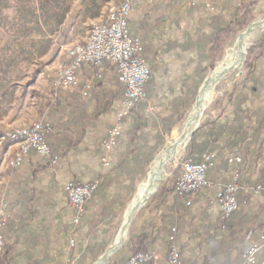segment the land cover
Listing matches in <instances>:
<instances>
[{"label": "rangeland", "instance_id": "1", "mask_svg": "<svg viewBox=\"0 0 264 264\" xmlns=\"http://www.w3.org/2000/svg\"><path fill=\"white\" fill-rule=\"evenodd\" d=\"M123 1L124 0H0V137L5 132L23 129L37 121H46L47 118H49L52 109L51 100L61 91H54L52 88L56 66L65 59L67 50L74 46L85 44L92 25L102 21L107 9L111 6H118ZM237 1L238 0H166L158 4L159 6L156 8V41H154V48L156 49V69L159 70L156 76V83L159 90L157 91L158 95L147 99L146 94V98L139 102L146 104L143 115L149 126H154L153 124L156 123L157 118L164 115V111L166 112L165 105L167 100L177 93L183 83L193 85V83L198 80V75L196 73L199 69L196 68L197 60L195 59V50L193 51L191 48L182 49L181 47H174L172 46L173 42L178 41L179 43H186L188 46L190 44L189 39H196L198 30L205 29L210 18L219 14L211 11L210 8L219 11L221 8L226 9V6L232 7ZM144 4L148 5L150 3L144 2ZM136 9L137 5H135L131 11L130 20L134 18ZM227 10L229 9L227 8L225 11ZM99 15H102L101 19L95 22V19H97ZM260 19L264 20V0H259L254 19L237 33L229 46L225 47L220 57L203 77L201 85L204 83L207 76L218 67L225 54L237 44V39H239L240 35L250 27V25L257 23ZM131 22L133 23L134 20ZM158 22H160L159 25ZM72 25H74V27H72ZM131 32L133 33V31ZM86 36L87 38L82 42V39ZM134 36H138L140 40L142 39L139 33H136ZM263 38L264 33H261L255 40L248 43L246 52L244 53V61L238 75H232L217 88L197 128L208 118L215 119L221 114L233 110V104L231 103L233 96L230 97V93L234 86L238 84L236 88L241 86L244 87V85L249 83V77L248 79L245 78L246 73L251 72L253 69H258L259 59L264 62L261 57L258 59L254 57L249 60L247 59L248 50L252 46L260 43ZM141 41L144 46V40ZM208 64V61H203L201 66L206 69ZM84 85L81 89L79 88L80 95ZM65 91L71 92L73 90ZM120 100L113 103L112 109L110 110L111 113L116 110L117 102ZM194 103L195 100L184 114L181 123L175 126L169 134L163 135L164 144L155 154L153 161L172 141L174 134L180 131ZM52 115L54 117L56 116V114ZM132 119V114L130 113L125 131L112 155V157L114 156L116 158L114 164L118 161L121 141L123 140L125 132L131 127ZM153 128L156 130L155 127ZM195 130L190 134L188 140L175 159L171 160L165 167L166 171L160 185L156 188L157 191L154 194L152 193L153 195L151 194L146 202V204L149 203L147 207L151 208L155 200L156 204L158 203L159 197L155 198V196L158 190L162 189L163 186L166 189H171L174 186V173H177V177L181 172L182 164L186 158L185 148ZM5 143L8 144L9 142L3 141L0 138V150H2L0 153V185H5V183H7V172L9 169H18L8 166V161L12 159L14 154L18 151V146H16L14 152L10 154L7 153L6 156H4ZM100 148L101 147L98 145L90 158L92 159L91 163L94 165L93 168L96 170L93 168L88 169L90 174L89 172L87 173L86 179L88 180L85 182L93 180L99 181L96 178L107 174L114 166L113 165L109 170H103L101 168L99 165V159L101 157ZM213 152L217 153L218 163H222L223 158L219 159L218 152ZM36 156L41 160L46 159L38 155ZM64 160H67V158H62V161L61 159L57 160L54 164L55 171L62 169L58 166H61L59 164ZM153 161L149 165L143 179L137 184L134 195H132L126 203L125 208L121 211L116 229L112 228L108 222L100 223L96 228L90 225V222L95 221L97 217V213L88 214L91 211L87 205L91 200L85 205V212L88 217L85 215L81 224L78 223L74 225L72 219L76 215L74 213L75 211L71 209L67 198H63L66 194L63 187L65 183L72 182L73 178L68 175L59 176L58 183H61V187L58 184L59 190H57V193L62 196L63 200L60 198V202L64 204L57 207L55 205L56 203H52L42 207V210H45L48 214L50 211L54 210L52 214L56 215L54 219H57V222L54 221L53 225H50L53 227L51 230L55 231V233H40L42 235V244L34 251V258L37 259L35 260L36 263L80 264L82 254L86 247L90 244H98V241L106 242L107 244L103 253L92 261L91 264L98 261L115 242L122 226L123 215L127 205H129L132 202V198L136 196L135 194L138 192L139 185L146 179V175ZM211 172L213 174V171ZM252 176H255L256 181H254L258 182L257 178L259 177V172L256 174V166L249 163L248 168L244 171V182L246 184L250 183L251 180L249 181V179L252 178ZM98 183H100V181ZM249 185L251 186L252 184ZM116 190V188L110 189V191L106 193L107 196L112 197ZM196 196H194V199ZM194 199L193 205L195 203ZM258 200L260 201V199H257L255 203H257ZM100 203L101 201L98 199L95 203V207H98ZM145 205L142 208H144ZM8 206L6 200L0 201V210L8 212L10 215ZM56 208H59L58 212H56ZM45 211L43 212L44 214L42 213L44 218L42 217L40 219L39 217L40 223H43L42 220L45 219ZM143 211L140 213L137 212V214L134 215L131 221L134 228L139 224V219ZM73 214L74 216H72ZM94 233L96 234L94 235ZM128 233L124 244L112 255L108 264H112V261L118 255L124 258L129 256V250L125 248ZM71 240H74V246L72 247L70 246ZM246 243L248 244V241H246ZM10 245L14 246V252L10 253L13 260L8 264H12V262L17 264H30L29 261L26 260L27 256L23 254L25 246H23L22 241L17 245L13 244L12 241L8 246ZM17 248H19L18 251ZM188 254H191L189 256L191 258L196 256V253H191L189 250L187 251V249H185V257H187ZM4 255L6 254L4 253Z\"/></svg>", "mask_w": 264, "mask_h": 264}, {"label": "trees", "instance_id": "2", "mask_svg": "<svg viewBox=\"0 0 264 264\" xmlns=\"http://www.w3.org/2000/svg\"><path fill=\"white\" fill-rule=\"evenodd\" d=\"M258 5L259 0H238L232 7L226 6V9H229L227 11L224 8L219 9V14L210 18L205 29L198 30L196 39H189L190 44L188 46L186 43L173 42L172 46L174 47L195 50L196 68L199 69H195L198 80L193 85L187 83L181 85L177 93L167 100L166 112L164 111V115L157 118L154 126H149L144 118L145 103L137 104L131 111L132 125L125 132L121 141L118 161L107 174L96 178L100 183L87 205L92 214L97 213L94 223L90 222L92 227L96 228L100 223L108 222L112 228L116 229L121 211L134 195L137 184L143 179L155 154L162 148L164 144L163 135L169 134L175 126L181 123L184 114L195 100L203 77L220 57L225 47L231 44L237 33L254 19ZM247 56L248 60L253 57L255 59L261 57L264 60V38L248 50ZM203 61L209 63L206 69L201 66ZM249 76L250 72L246 73L245 78L248 79ZM237 85L234 86L230 97L234 96ZM112 86V89H105L101 87V83L94 85L88 101L73 93L66 94L63 99L54 96L51 100V114L45 121L50 126V131L46 134L50 156L44 160L43 165L34 168L31 176L20 186V201L10 207L12 218L9 219L8 230L14 226L15 230H20L23 233H5L8 238H12L15 245L22 241L23 246H25L23 254L27 256L26 260L30 264H37L35 261L37 259L34 258L32 250L42 244V235L29 231L30 224L38 218V212L32 206L36 196L34 184L37 177L48 171L57 160L67 157L70 153H76L87 132L94 129L99 118L109 113L113 103L122 98L123 91L117 78L113 81ZM158 88L155 79L150 76L145 84L147 99L154 96L155 89L156 95H158ZM245 98L243 95L236 96V104L233 105L232 111L237 113L240 111V114L233 121L220 119L219 116L215 119L208 118L195 130L185 148V161L190 160L197 163L200 161V156L206 151H240L243 142L250 138L258 147L249 152V160L254 166L258 161L263 164L259 169V177L257 178L259 183L257 182V184L264 187V150L262 148L264 115L262 111H256L249 115V119L244 122L242 119L244 112L240 109ZM87 102H90L91 106ZM52 114H56V116L54 117ZM54 161L55 163H53ZM176 175L177 173H174V183L179 176L176 177ZM72 182L74 185L82 184L80 181L72 180ZM173 187L171 189L161 187L162 189L158 190L155 198H161L164 193L170 194L178 216L185 215L188 211H186L182 200L173 194ZM114 188L117 189L115 194L108 197L106 193ZM237 197L240 202L246 199L241 193ZM98 199L101 203L95 207ZM161 203L164 205L165 200H162ZM198 229L202 232L197 233L201 235V238L195 239L192 243L193 249L197 252L196 256L193 258L185 257L186 248L180 242L179 256L182 264H239L241 255L248 247L246 241L249 238L251 241L264 232V207H260L256 215L254 214L249 218L244 207L241 206L228 219H222L218 215L213 222L207 223L206 228L201 224V228ZM156 234L151 228L148 230L136 229L131 223L125 245V248L129 250V256L124 258L118 255L112 264H127L131 256L140 252H147L149 244ZM182 234L184 233H177L178 239ZM106 244V242L98 241V244H90L86 247L80 264H91L103 253ZM185 246L187 247L188 244L185 243ZM13 252V245L6 248V255ZM6 255L1 259L3 264H8ZM152 262L143 264H152ZM12 264L17 263L12 262Z\"/></svg>", "mask_w": 264, "mask_h": 264}, {"label": "built area", "instance_id": "3", "mask_svg": "<svg viewBox=\"0 0 264 264\" xmlns=\"http://www.w3.org/2000/svg\"><path fill=\"white\" fill-rule=\"evenodd\" d=\"M153 1L158 0H124L118 6H111L107 9L102 21L92 25L85 44L67 50L65 59L55 68L53 90L79 92L81 71L83 67H87L89 78L85 81L81 92L83 97L90 92L92 81L101 79L104 63H108L116 72L123 96L117 102L110 127L101 144L102 155L99 164L103 170H109L114 165L116 158L112 155L125 131L130 113L139 102L146 98L145 84L150 77V71L142 57L140 38L129 34L128 19L135 5ZM210 10L219 13L214 8ZM48 131H50L48 123L37 121L26 128L5 132L0 138L19 148L13 158L8 161V166L21 167L31 152L41 158L49 157L50 149L46 142ZM217 158L216 152H204L199 162L189 160L182 164L181 172L174 183L173 194L180 198L186 207H193L194 196L214 189L215 181L208 174L217 168ZM222 158L227 166V181L212 194L210 207L216 210L222 219H228L239 210L237 193L241 189L239 182L243 174L244 157L239 152L226 151ZM98 182L93 180L81 185L65 183L63 188L67 201L76 213L72 219L74 225L79 223L85 212V205L92 199ZM250 191L253 196L259 197L264 194V187L256 184ZM261 204L264 207V196L261 198ZM9 216L8 212L0 210V264H3L1 259L7 245L2 229ZM73 243L74 240H71V247L74 246ZM179 251L180 245L175 231L172 230L168 237L164 264H182ZM152 261L153 255L150 252H140L131 256L127 264H143ZM239 264H264V233L250 242L241 255Z\"/></svg>", "mask_w": 264, "mask_h": 264}, {"label": "crops", "instance_id": "4", "mask_svg": "<svg viewBox=\"0 0 264 264\" xmlns=\"http://www.w3.org/2000/svg\"><path fill=\"white\" fill-rule=\"evenodd\" d=\"M164 1L166 0H158L148 5L144 3H138L134 18L132 19L134 20V22L133 23L131 22L132 21L130 20L131 17H129L128 19L129 34L131 36H134L136 33H139L142 36L141 40H144L143 41L144 51H142V56L144 57V60L148 65L150 76L155 79V82H156V76L159 72V70L156 69V51H155L156 49L154 48L155 46L154 41H156V8H158L159 6L158 4ZM101 17L102 15H99V17L95 19V22L99 21ZM159 24L160 22H158V25ZM72 27H74V25H72ZM131 31H133V33ZM86 38L87 36L82 39V42L85 41ZM81 72H82V80L79 86L80 89L84 85V82L89 78L87 67H83ZM116 78L117 75L115 70L111 68L108 65V63H104L102 77L101 79L92 81V88L94 85L101 83L102 88L112 89L113 88L112 83ZM248 82L249 83L244 85V87L241 86L235 89V94L231 100L232 101L231 103L235 106L236 104L235 98L237 95H243L246 97L240 109L241 111L244 112L242 113V119L244 120V122H246L247 119H249V115H252L256 111H262L264 115V62L261 59L258 60V69L251 70ZM69 93L76 94L86 101H88L90 98V92L84 98L77 91H71V92L60 91L56 97L59 99H63L65 95ZM154 96H156V89ZM87 103L89 104V106H91L90 102ZM245 111L247 112L245 113ZM238 114H240V111H238L237 113L236 111L233 112L231 110L228 111L227 113L221 114L219 118L227 119L228 121L231 122L233 121V119H235L238 116ZM112 117H113V113L109 112L99 118V120L96 123V127L90 130L89 132H87V135L83 139V142L80 145L78 152H76L77 154L70 153L67 157H65L67 158V160H64L59 164L61 166L58 167H61L62 168L61 170L55 171L53 165L48 171L44 172L43 174L37 177V181L34 184V187L36 189V196L32 202V206L34 207V209L37 210L38 218L33 223L30 224L29 227L30 233H55V231L51 230L53 229V227L50 226L51 224L53 225L54 221L57 220L54 219L56 215L52 214L54 210L50 211L49 214L46 213V211L44 210L45 219L42 220L43 223H40L39 220L42 217L44 218L43 215L44 211L42 210V207L45 206L46 204H52V203L53 204L56 203L55 205L57 207H60L64 204L60 202V198L62 200L63 198L65 199L66 194L64 195L65 197L63 196L62 198V196L57 193V190H59L58 184L61 187V183L60 182L58 183L59 176L68 175L72 177L73 180L80 181L81 183H84L86 180H88L86 179L87 173L89 172L90 174V171L88 169H92L94 166L91 163L92 159L90 158L93 155L95 148L98 145L101 147L102 141L106 136V131L110 127ZM263 138H264V133H263ZM4 146H5V151L3 152L4 156H6L7 153L10 154L14 152L16 149V146L10 143L5 144ZM257 147L258 145H255L251 141V139L248 138L241 145L240 151H233V152H239L244 157V165L242 167L243 174L239 182L241 189L239 190L237 195L241 193L242 196L246 198L241 202L238 200L239 209L241 206L244 207L245 212L249 218L254 216V214L256 215L258 209L262 207L261 198L262 196H264L263 194L262 196L256 197L251 194L250 189L257 184V182H255L256 181L255 176H252V178L249 179V181L251 180L250 183L246 184L243 180L244 171H246V169L248 168V164L250 163L249 152L256 150ZM262 148L264 150V142L262 144ZM226 151L227 150L218 152L219 159L223 157V153ZM1 152L2 150H0V153ZM101 152H100V156L102 155ZM43 163L44 160H41L34 154V152H32L21 167H19L16 170L9 169V171L7 172V179H8L7 183H5V185H0V201L6 200L7 205H9L8 206L9 209L12 205H15L16 202H19L20 186L23 185L26 182V180L31 176L32 172L34 171V168L36 166L43 165ZM259 163L260 166L258 167ZM255 166H256V174H257L259 172L260 167H262L263 164L260 161H258ZM5 168L8 169L7 167ZM226 171H227V166L224 163V161L222 160V163L219 164L217 160V168L213 171V174L212 172L208 174V176L215 181L214 189L205 194L196 196V198L194 199L195 203L193 207L185 206L186 211H188L185 215L181 214L180 216H178L177 209L174 208L172 204L173 202L171 195L166 193H164L163 196L159 198L157 204L155 200V203L151 208L147 207L143 211L139 219V224L137 225L136 229L144 228L145 230H148L149 228H151V230L154 233H157L152 238V241L149 244L147 251L153 255L152 264H164L166 250L168 246V237L172 233V230L175 231L176 239L179 242L180 246H181L180 244L181 242L183 243V247H185L187 251L189 250L191 253L192 252L197 253L193 249L192 243L195 239L201 238V235L197 234V233H202L201 230H199L198 228H201V224L206 228L207 223L213 222L214 219L218 215H220L216 210L210 207V199L212 194L218 189V187H221L224 183H226L227 181ZM54 181L57 183H55ZM249 184L252 185L250 186ZM257 199H260V201L258 200V202L255 203V200ZM162 200H165L164 205L161 203ZM58 209L59 208H56V212H58ZM9 212H10V216L3 227V233L7 240V245L4 249L5 254H6V248L8 247L9 243L12 242V238H8V236L5 233H23L20 230H15L16 228L14 226L8 230L7 225L8 222L10 221L9 219L12 218L11 217L12 211L10 210ZM88 214H91V212H89ZM85 215H87L86 212H84V214L81 216L79 222L80 224L81 221L84 219ZM72 216H74V214ZM177 233H184V234L179 236L178 239ZM257 237L252 239L251 241L256 240ZM251 241L249 238L248 245L250 244ZM185 243L188 244L187 247L185 246ZM18 250L19 248H17V251ZM34 251L35 250H32V252L35 254ZM190 255L191 254H188L187 257H189ZM12 260L13 257H11L10 254H7L6 262L10 263Z\"/></svg>", "mask_w": 264, "mask_h": 264}, {"label": "bare ground", "instance_id": "5", "mask_svg": "<svg viewBox=\"0 0 264 264\" xmlns=\"http://www.w3.org/2000/svg\"><path fill=\"white\" fill-rule=\"evenodd\" d=\"M252 25L257 29L248 34H243V32L240 35L239 39H237V44L225 54L218 67L207 76L204 83L199 88L195 103L189 111L182 128L174 134L172 141L168 146L156 156L146 179L141 182L138 192L135 194L136 196L133 197L132 202L127 206L123 215L122 226L115 242L94 264H108L112 255L116 252V248L119 245L124 244L127 238L129 225L137 212V209L148 200L150 195L158 187L159 182L165 174V167L171 160L175 159L188 140L193 129L199 124L205 109L213 99L217 88L232 75H238L244 61V53L246 52L248 43L255 40V38L261 33H264V20L260 19L257 23Z\"/></svg>", "mask_w": 264, "mask_h": 264}, {"label": "water", "instance_id": "6", "mask_svg": "<svg viewBox=\"0 0 264 264\" xmlns=\"http://www.w3.org/2000/svg\"><path fill=\"white\" fill-rule=\"evenodd\" d=\"M255 29H257L256 27H254L253 25H250V27H248L245 31H244V33L243 34H248V33H251L252 31H254ZM197 128V126L193 129V131L195 130ZM192 131V132H193ZM191 132V133H192ZM147 176V175H146ZM160 183H161V181L159 182V184H158V186L160 185ZM138 188V187H137ZM157 191V189L156 190H154V192H153V194L155 193ZM152 194V195H153ZM150 198V197H149ZM148 198V199H149ZM132 200H133V198H132ZM148 200H146V202H147ZM146 202L143 204V205H141L138 209H137V212H139V210L146 204ZM128 206V205H127ZM137 212L135 213V215L137 214ZM122 245L123 244H121V245H119L117 248H116V252L122 247Z\"/></svg>", "mask_w": 264, "mask_h": 264}]
</instances>
